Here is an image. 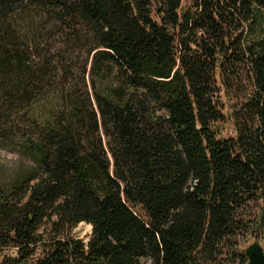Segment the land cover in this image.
Returning a JSON list of instances; mask_svg holds the SVG:
<instances>
[{
    "label": "trees",
    "instance_id": "obj_1",
    "mask_svg": "<svg viewBox=\"0 0 264 264\" xmlns=\"http://www.w3.org/2000/svg\"><path fill=\"white\" fill-rule=\"evenodd\" d=\"M55 32L85 54L77 76L48 69ZM57 72L58 118L0 165V264H246L242 240L264 241V0H0V107Z\"/></svg>",
    "mask_w": 264,
    "mask_h": 264
},
{
    "label": "rangeland",
    "instance_id": "obj_2",
    "mask_svg": "<svg viewBox=\"0 0 264 264\" xmlns=\"http://www.w3.org/2000/svg\"><path fill=\"white\" fill-rule=\"evenodd\" d=\"M190 4L191 0H181V10L189 8ZM58 31L56 30L57 33ZM56 32L49 47L51 54H54L55 61L51 62V64H46L44 59H40L41 64L49 65L47 66L48 69H52L54 66L58 67V69L64 68V66L71 68L72 66L73 75L77 76L76 67L83 65L87 60L85 54L77 55L76 50L78 47H75L74 50L73 46L64 45L59 36L56 35ZM45 48L43 47L41 51L45 50ZM35 62L37 64L40 63L38 59L32 58L27 61V64L31 67ZM50 74L53 73L50 72ZM61 80V75L57 72L54 84L49 79V82H45L43 87L39 91L34 92L27 102L17 103L13 107H9L6 102L4 107H0V165L6 169H13L16 164L23 162V159L19 158L15 152L14 146L16 141L32 136L33 130L30 126L33 121L43 124L48 120L53 121L58 118V112L63 108ZM0 86L3 87L4 83H0ZM222 134L223 136L233 135L230 123L224 126ZM89 227L88 225L80 224L74 231L75 236L87 239L91 233V228ZM253 242H259L264 249V241H261L260 238L255 240L251 236H247L242 240L240 249H246Z\"/></svg>",
    "mask_w": 264,
    "mask_h": 264
},
{
    "label": "water",
    "instance_id": "obj_3",
    "mask_svg": "<svg viewBox=\"0 0 264 264\" xmlns=\"http://www.w3.org/2000/svg\"><path fill=\"white\" fill-rule=\"evenodd\" d=\"M245 256L247 258L246 264H264V249L259 242L250 244L245 249Z\"/></svg>",
    "mask_w": 264,
    "mask_h": 264
},
{
    "label": "bare ground",
    "instance_id": "obj_4",
    "mask_svg": "<svg viewBox=\"0 0 264 264\" xmlns=\"http://www.w3.org/2000/svg\"><path fill=\"white\" fill-rule=\"evenodd\" d=\"M90 228V227H89Z\"/></svg>",
    "mask_w": 264,
    "mask_h": 264
}]
</instances>
